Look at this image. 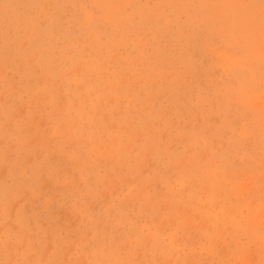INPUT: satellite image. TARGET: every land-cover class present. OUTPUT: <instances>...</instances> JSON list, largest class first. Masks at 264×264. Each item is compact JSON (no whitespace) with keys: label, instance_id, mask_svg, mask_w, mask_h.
I'll return each mask as SVG.
<instances>
[{"label":"rangeland","instance_id":"obj_1","mask_svg":"<svg viewBox=\"0 0 264 264\" xmlns=\"http://www.w3.org/2000/svg\"><path fill=\"white\" fill-rule=\"evenodd\" d=\"M0 264H264V0H0Z\"/></svg>","mask_w":264,"mask_h":264}]
</instances>
